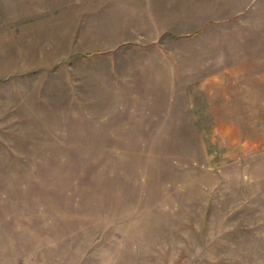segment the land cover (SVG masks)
Listing matches in <instances>:
<instances>
[{"label":"rangeland","instance_id":"1","mask_svg":"<svg viewBox=\"0 0 264 264\" xmlns=\"http://www.w3.org/2000/svg\"><path fill=\"white\" fill-rule=\"evenodd\" d=\"M174 1L0 0V264H264V1Z\"/></svg>","mask_w":264,"mask_h":264},{"label":"crops","instance_id":"2","mask_svg":"<svg viewBox=\"0 0 264 264\" xmlns=\"http://www.w3.org/2000/svg\"><path fill=\"white\" fill-rule=\"evenodd\" d=\"M120 1V0H119ZM146 1V0H145ZM159 0H149V4H148V6H147V9H152L153 10V8L157 5V3H159L158 2ZM257 1V0H256ZM262 1H264V0H262ZM173 2H175L174 0H173ZM176 3V2H175ZM159 7H162V6H159ZM249 8V3H246L245 5H243V7L241 8V12H240V18H244V17H246V16H243V14H245L246 12V10ZM245 12V13H244ZM210 21H212V20H210ZM216 21V20H215ZM225 21V20H224ZM240 21H242V20H240ZM243 21H245V20H243Z\"/></svg>","mask_w":264,"mask_h":264}]
</instances>
